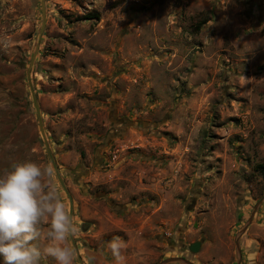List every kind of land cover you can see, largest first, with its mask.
Returning <instances> with one entry per match:
<instances>
[{"label": "rangeland", "instance_id": "1", "mask_svg": "<svg viewBox=\"0 0 264 264\" xmlns=\"http://www.w3.org/2000/svg\"><path fill=\"white\" fill-rule=\"evenodd\" d=\"M40 25V0H0V174L51 165L26 82ZM30 79L83 264H116L113 236L125 264H236L264 196V0H45ZM239 247L264 264V202Z\"/></svg>", "mask_w": 264, "mask_h": 264}, {"label": "clouds", "instance_id": "2", "mask_svg": "<svg viewBox=\"0 0 264 264\" xmlns=\"http://www.w3.org/2000/svg\"><path fill=\"white\" fill-rule=\"evenodd\" d=\"M54 167L33 160L14 162L0 174V260L2 264H75L78 250L69 243L80 232L52 184ZM116 264H125L127 243L120 236L105 242ZM255 255V254H253Z\"/></svg>", "mask_w": 264, "mask_h": 264}, {"label": "water", "instance_id": "3", "mask_svg": "<svg viewBox=\"0 0 264 264\" xmlns=\"http://www.w3.org/2000/svg\"><path fill=\"white\" fill-rule=\"evenodd\" d=\"M40 7H41V25H40L39 35H38V42H37V45H36V49H35L32 57H31L29 66H28V68L26 70V82H27V85H28V89H29V92H30V95H31V99H32L33 108H34L35 115H36V118H37L39 134H40V137L42 139L46 154H47L48 159H49V161L51 163V166L54 167L55 177H56V179L58 181V184H59V186L61 187L62 191L65 193V195L67 197L68 208L71 210V212L73 214V199H72L71 194L69 193L68 189L66 188V186H65V184H64V182H63V180L61 178L59 169H58L57 164H56V162L54 160V157H53V154L51 152V149H50V147L48 145V142H47V139H46V136H45V132H44V128H43V123H42V118H41V112H40L39 104L37 102V99H36V96H35V93H34V90H33V87H32L31 79H30V70H31L32 64L34 62V59L36 57V54L38 52L39 39H40V37H41V35L43 33L44 26H45V0H40ZM262 202H264V196H262L259 199V201L254 205V207H253V209H252V211H251V213L249 215V218H248L246 224L242 227V229L240 230V232L237 234V236L235 238L234 243H235V251H236V255H237V264H239V262L241 260L239 239L245 233L246 229L250 226V224L252 223L253 217H254L255 213L257 212L258 208L260 207V205L262 204ZM70 243H71V245H73L77 249L75 240L70 241ZM199 246H200L199 243H192V244H190L188 246V251L190 253H196L199 250ZM76 260H77L78 264H83L80 255H79V257ZM159 264H194V263L189 261V260H187V259H185V258H182V257H169V258L164 259L163 261H161Z\"/></svg>", "mask_w": 264, "mask_h": 264}, {"label": "flooded vegetation", "instance_id": "4", "mask_svg": "<svg viewBox=\"0 0 264 264\" xmlns=\"http://www.w3.org/2000/svg\"><path fill=\"white\" fill-rule=\"evenodd\" d=\"M258 201H259V200H258ZM258 201H257V202H258ZM253 218H254V217H253ZM247 229H248V228H247ZM247 229H246V230H247ZM245 232H246V231H245ZM241 262H242V256H241V260H240L239 264H241ZM236 264H237V261H236Z\"/></svg>", "mask_w": 264, "mask_h": 264}]
</instances>
